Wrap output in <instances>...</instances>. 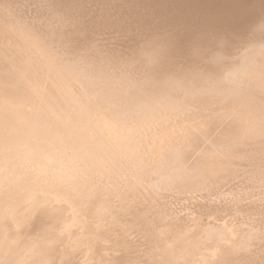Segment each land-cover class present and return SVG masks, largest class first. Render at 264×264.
<instances>
[{"label": "bare ground", "instance_id": "bare-ground-1", "mask_svg": "<svg viewBox=\"0 0 264 264\" xmlns=\"http://www.w3.org/2000/svg\"><path fill=\"white\" fill-rule=\"evenodd\" d=\"M262 16L0 0V264H264V34L200 39Z\"/></svg>", "mask_w": 264, "mask_h": 264}, {"label": "snow or ice", "instance_id": "snow-or-ice-1", "mask_svg": "<svg viewBox=\"0 0 264 264\" xmlns=\"http://www.w3.org/2000/svg\"><path fill=\"white\" fill-rule=\"evenodd\" d=\"M259 30L262 34H264V16H262L259 25L244 29L240 31H233L229 33H209L203 35L200 39L204 44L211 45L212 47H216L217 45H221L224 50L231 47H235L237 45L244 44L251 40L255 32ZM98 43L93 41V44ZM203 49L197 47L195 49V54H200ZM159 55L162 57L163 60L167 62H173L177 60L179 57L184 55V49L180 44H173L172 42H166L160 49Z\"/></svg>", "mask_w": 264, "mask_h": 264}]
</instances>
